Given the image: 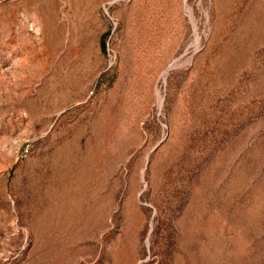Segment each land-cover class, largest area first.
<instances>
[{
    "label": "rangeland",
    "instance_id": "1",
    "mask_svg": "<svg viewBox=\"0 0 264 264\" xmlns=\"http://www.w3.org/2000/svg\"><path fill=\"white\" fill-rule=\"evenodd\" d=\"M0 264H264V0H0Z\"/></svg>",
    "mask_w": 264,
    "mask_h": 264
},
{
    "label": "trees",
    "instance_id": "2",
    "mask_svg": "<svg viewBox=\"0 0 264 264\" xmlns=\"http://www.w3.org/2000/svg\"><path fill=\"white\" fill-rule=\"evenodd\" d=\"M102 49L105 50V43L102 41Z\"/></svg>",
    "mask_w": 264,
    "mask_h": 264
}]
</instances>
